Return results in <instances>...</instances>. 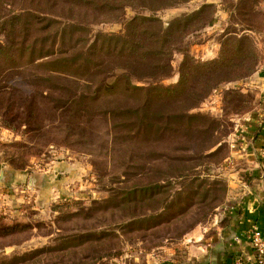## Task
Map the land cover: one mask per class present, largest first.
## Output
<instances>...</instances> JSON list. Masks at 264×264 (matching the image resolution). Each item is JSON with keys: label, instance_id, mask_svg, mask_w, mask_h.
<instances>
[{"label": "rangeland", "instance_id": "rangeland-1", "mask_svg": "<svg viewBox=\"0 0 264 264\" xmlns=\"http://www.w3.org/2000/svg\"><path fill=\"white\" fill-rule=\"evenodd\" d=\"M205 4L157 71L88 54L134 15L166 26ZM185 54L226 62L200 75ZM64 55L101 62L45 64ZM181 71L177 95L130 91ZM37 169L48 187L8 177ZM245 200L264 211V0H0V264H181Z\"/></svg>", "mask_w": 264, "mask_h": 264}, {"label": "trees", "instance_id": "trees-1", "mask_svg": "<svg viewBox=\"0 0 264 264\" xmlns=\"http://www.w3.org/2000/svg\"><path fill=\"white\" fill-rule=\"evenodd\" d=\"M207 6L208 5L205 4L199 10L193 12L190 15L185 16L184 21L180 19H173L166 26H163L161 20L155 15H134L132 18L128 19L125 22L124 33L111 35H105L101 33L96 34L90 49L93 51L91 52L87 49V51L90 52L88 54L92 56L99 53V56L97 57H100V53L104 52L106 55H111V57L117 60H125L124 62H126V64L131 67H143L144 69H152L154 71H157V69L161 67V64L159 65L153 63V58L158 57V55H162L167 51L172 52L173 48H171L170 46L172 43L171 39L174 33L177 32L176 30L180 28L184 30L186 26H188L190 21L194 18V16L200 14ZM145 41L150 42L151 47H145ZM153 45H157V48H154ZM90 61L94 62V64L101 62V60H91L90 56H86L82 60H78L76 59V56L73 57L70 55H64L62 57L50 59L45 64L51 65V67H55V65H60L59 68L67 67V69H72L73 67L74 69H76L80 67L84 70H87V63H89ZM189 61H191L192 65L190 64V66L192 67V69L197 71L200 75L204 72H208V74L216 73V67H221L223 65L225 66L226 62L223 61V57H218L210 61L201 62L196 61L190 55L185 54L181 66H184V64ZM220 67H217V69ZM153 75L144 77L154 78ZM184 85H186V77L185 74L181 71L179 74V80L176 84H173L171 86H158L157 84L138 86L136 84H129V87L131 92H150L151 90H157L158 88H160L161 90L166 92L168 96H171L177 95L176 92H184ZM199 89L203 90V85H199ZM196 92L197 91H193L191 97L194 98V101L199 102L203 99V97H205L206 94L199 93V95H196ZM193 107L195 106H191L189 107V109ZM196 116H201V114H195L191 112L175 114L173 113L168 114L167 117L169 121L178 123L180 125L182 121L191 120ZM218 142L220 141L218 140L215 143Z\"/></svg>", "mask_w": 264, "mask_h": 264}, {"label": "crops", "instance_id": "crops-1", "mask_svg": "<svg viewBox=\"0 0 264 264\" xmlns=\"http://www.w3.org/2000/svg\"><path fill=\"white\" fill-rule=\"evenodd\" d=\"M59 165L63 164L59 163ZM48 171L45 169L32 170L31 173L11 171L8 177L17 181L16 184L25 180L33 186L45 188L49 186V178L51 177L47 173ZM245 203L242 205L240 216L231 221L225 231L206 237L204 240L206 242L201 245L200 254L188 256L181 264H232L236 256L242 257L243 264H254L253 250L250 243L244 238V234L253 224H257L264 230V211L258 208L255 203L251 204L250 200L247 202L245 200ZM202 237L199 236L197 239L202 240ZM128 264H157V261L154 258L141 259L138 257Z\"/></svg>", "mask_w": 264, "mask_h": 264}, {"label": "built area", "instance_id": "built-area-1", "mask_svg": "<svg viewBox=\"0 0 264 264\" xmlns=\"http://www.w3.org/2000/svg\"><path fill=\"white\" fill-rule=\"evenodd\" d=\"M253 250L254 264H264V230L253 224L244 234ZM232 264H243L242 257L236 256Z\"/></svg>", "mask_w": 264, "mask_h": 264}]
</instances>
